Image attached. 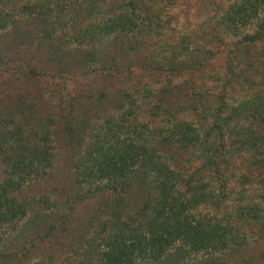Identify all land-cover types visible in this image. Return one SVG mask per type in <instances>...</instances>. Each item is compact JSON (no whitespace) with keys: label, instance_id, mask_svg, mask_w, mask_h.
I'll return each instance as SVG.
<instances>
[{"label":"trees","instance_id":"trees-1","mask_svg":"<svg viewBox=\"0 0 264 264\" xmlns=\"http://www.w3.org/2000/svg\"><path fill=\"white\" fill-rule=\"evenodd\" d=\"M179 1L0 0V264L79 220L59 264H231L264 244V0L208 4L193 30Z\"/></svg>","mask_w":264,"mask_h":264},{"label":"rangeland","instance_id":"rangeland-1","mask_svg":"<svg viewBox=\"0 0 264 264\" xmlns=\"http://www.w3.org/2000/svg\"><path fill=\"white\" fill-rule=\"evenodd\" d=\"M233 1L235 0H183L178 2V6L175 11H168V16L171 17L173 15L174 17H176V19L179 20L178 24H183L184 22H186V16H188L190 20L188 27H190V30H193V27L197 26V24H202L206 20L207 16L212 14L213 7L208 8V4L214 3L223 6ZM175 24L176 23H174V26ZM176 28L177 30L175 32H180L179 27ZM222 66L223 62L221 59H219L214 64V70H219L222 68ZM54 140L58 142L55 144V152L59 154L60 160L58 164L62 165L63 156H65L64 148L62 147V142L58 137H55ZM238 164L239 163H232L233 167H238ZM243 166L245 165H241L240 167ZM256 173L258 176H264L263 169H257ZM232 186L235 190H240V187L236 183L232 184ZM46 187L47 186H44V188ZM35 189L36 187L32 188V190ZM253 190H256V187H254ZM263 190L264 187L258 185V192L256 193L262 192ZM82 215L83 211H78L77 215L75 213V216H77L78 218H80V216ZM79 221L80 224L79 222H76L71 226L70 230L72 231V235L70 236H58L56 239H52L47 244H44V242L40 240L34 242L30 238L23 240L21 238L17 239L16 237L13 241V244L8 246V249H5L4 252L12 253L15 252V249L17 252L20 251L23 255L20 254L19 256V264H59L63 258L69 256L73 252H78L79 244L82 242L80 241V233H82L80 225L81 223H84L82 220ZM263 248L264 244L259 247L252 246L251 251L246 253L256 258L257 252ZM245 254H243L242 257H245ZM242 257L240 255H235L232 258H224V261L229 259L231 264H240V262L242 261ZM194 261H196V259H194Z\"/></svg>","mask_w":264,"mask_h":264}]
</instances>
